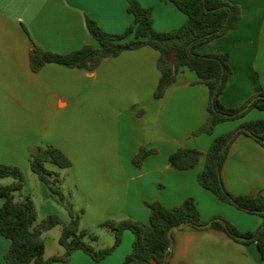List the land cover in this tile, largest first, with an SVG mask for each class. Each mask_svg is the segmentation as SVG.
I'll return each mask as SVG.
<instances>
[{
    "label": "crops",
    "instance_id": "crops-1",
    "mask_svg": "<svg viewBox=\"0 0 264 264\" xmlns=\"http://www.w3.org/2000/svg\"><path fill=\"white\" fill-rule=\"evenodd\" d=\"M138 1L151 9L157 31L177 29L187 20L165 0ZM225 1L241 8L239 23L197 51L228 53L231 72L220 100L225 107L237 108L264 91V0ZM127 5V0H0V164L17 166L26 175L33 148L52 145L63 151L71 166L64 175L58 172L60 188L67 190L60 203L73 200L66 202L73 213L74 199L80 203L75 214L81 215L79 224L85 221L82 229L97 236L96 243L101 231L94 227L104 220L147 223L148 204L174 207L190 197L204 222L220 217L242 233L255 231L261 216L220 201L199 184L197 175L214 137L242 121L264 119L262 111L254 109L244 120L219 125L213 134L195 135L207 118L208 88L195 72L183 69L165 95L155 98L158 53L147 46L104 59L90 71L56 63L31 70L32 43L59 55L96 45L86 18L105 32L120 34L133 21ZM141 148L153 152L137 167L132 159ZM179 148L204 154L193 168L176 170L168 158ZM221 178L232 195L264 197V147L238 135L222 164ZM172 237L168 264H264L255 243L241 244L210 226L175 229ZM132 242V233L125 230L120 244L100 261L75 250L68 261L49 264H122ZM105 243L102 248L112 245V233ZM9 245L0 235V264H6ZM63 251L46 256L45 247L44 257Z\"/></svg>",
    "mask_w": 264,
    "mask_h": 264
},
{
    "label": "trees",
    "instance_id": "trees-1",
    "mask_svg": "<svg viewBox=\"0 0 264 264\" xmlns=\"http://www.w3.org/2000/svg\"><path fill=\"white\" fill-rule=\"evenodd\" d=\"M172 3L186 15V22L171 31H157L153 27L150 8L142 6L138 0H127V11L133 21L123 33L105 32L91 18H86V28L96 45H85L68 54L59 55L45 52L32 43L29 52L31 70L37 72L46 63H56L84 70L95 69L104 59L116 57L125 50L150 47L158 53L157 68L160 78L154 91L157 99L165 95L183 69H189L198 77L209 91L207 118L194 134H213L217 125L244 118L251 109L264 112V91L252 96L237 108L225 107L220 94L231 72L228 53L201 54L197 48L223 35L237 26L241 19V8L225 0H165ZM240 134L251 137L264 147V119L245 120L234 130L213 138L205 154L195 148H179L171 153L169 166L176 170L193 168L205 155L202 170L197 175L199 184L217 199L236 209L262 217L261 225L251 232H240L231 222L212 218L210 228L224 232L229 238L241 244L255 243L264 258V197L261 194L232 195L224 186L221 178L222 164L230 145ZM153 150L141 148L132 162L139 167L144 158ZM29 168L46 186L47 190L60 201L65 195L60 188V174L50 170L46 164L59 169L71 166L70 159L63 151L52 145H40L28 155ZM11 178L8 185L0 186V235L9 240L10 245L4 254L6 264H49L53 261L66 262L71 253L81 250L92 260L100 261L108 256L121 242L122 233L128 230L133 235L131 252L122 264H168L171 250H168L167 231L172 226L184 224L183 229H203L206 224L201 217L193 198H186L174 207H165L159 202L148 204L147 223L132 219H107L97 226L109 230L113 243L109 247L96 249L90 242L97 236L87 229L79 228V214L73 213L70 204L69 221L64 222L57 215H47L35 224L37 212L30 197L16 201L14 193L22 190L25 184L23 171L14 165L0 164V179ZM56 226L61 233L58 243L63 248L60 256L44 257L45 244L42 234ZM87 238L90 242L85 240Z\"/></svg>",
    "mask_w": 264,
    "mask_h": 264
},
{
    "label": "rangeland",
    "instance_id": "rangeland-1",
    "mask_svg": "<svg viewBox=\"0 0 264 264\" xmlns=\"http://www.w3.org/2000/svg\"><path fill=\"white\" fill-rule=\"evenodd\" d=\"M225 88V87H224ZM223 88V90H224ZM222 90V92H223ZM221 96V94H220ZM254 109L249 110L247 113H249L250 111H252ZM264 113V112H263ZM247 115V114H246ZM244 118L240 119V120H244ZM239 120H234V121H226L223 122L219 125H221L222 127H227V125H231L232 123H235ZM219 125H217L216 127L219 129ZM215 127V129H216ZM214 129V130H215ZM226 132V131H225ZM224 134V133H222ZM46 167L50 170H55L58 172L65 173V169H59L58 167H56L55 165L52 164H46ZM25 175V174H24ZM27 178L25 177V184L23 185V188L21 191L19 192H15L14 193V198L16 201H22L24 200L25 197H29L31 195V200L33 201L34 205H35V209L37 212V219L35 224H38L40 221H42L47 215L50 214H55L57 215L61 220H63L64 222L69 221V209L67 207V203L68 201L72 202L71 199H66V202L64 203V205H62L60 203V200L55 196L48 192L46 186L37 178V176L35 174H33L31 172L30 169L27 170L26 172ZM25 175V176H26ZM13 180L11 178H3L0 180L1 184H5V183H11ZM71 184V186H73L72 183H69V185ZM62 191L67 195V190L66 187H61ZM44 191H46L48 193V196L46 197L44 195ZM74 210L75 213H79L77 211V209L79 208L78 206L80 205V203L78 204V202L76 203V199H74ZM2 203V200H0V204ZM80 215V214H79ZM81 216V215H80ZM85 227V221L82 220L80 221L79 224V228L82 229ZM94 229L96 230V232L101 231V239L100 241H98V243L96 242H90L87 238H85V240L87 242H90L91 245H93L96 249H100L103 247V244H107L105 242H107V235H109V233H111L109 230L104 229V228H99L97 225L96 227H94ZM61 233V228L60 226H56L46 232H44L42 234V238L44 240L45 243V247H46V256H49L51 254H57L58 252L62 251V247L60 246V244L58 243V238L60 236Z\"/></svg>",
    "mask_w": 264,
    "mask_h": 264
},
{
    "label": "water",
    "instance_id": "water-1",
    "mask_svg": "<svg viewBox=\"0 0 264 264\" xmlns=\"http://www.w3.org/2000/svg\"><path fill=\"white\" fill-rule=\"evenodd\" d=\"M210 225H211V222H208V223L204 224L202 227H209ZM183 227H184V224L182 223V224H180L178 226H172V227H170L168 229V231H167V236L169 238L168 250H171V248H172V244H173L172 232H173V230H175V229H181Z\"/></svg>",
    "mask_w": 264,
    "mask_h": 264
}]
</instances>
